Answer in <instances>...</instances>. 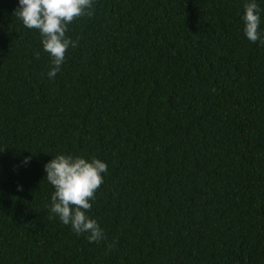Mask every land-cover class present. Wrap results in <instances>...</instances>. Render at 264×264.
Returning <instances> with one entry per match:
<instances>
[{
  "label": "trees",
  "instance_id": "trees-1",
  "mask_svg": "<svg viewBox=\"0 0 264 264\" xmlns=\"http://www.w3.org/2000/svg\"><path fill=\"white\" fill-rule=\"evenodd\" d=\"M245 2L94 0L49 79L39 33L0 0V264H264V46ZM57 154L107 163L98 242L50 212Z\"/></svg>",
  "mask_w": 264,
  "mask_h": 264
},
{
  "label": "clouds",
  "instance_id": "clouds-1",
  "mask_svg": "<svg viewBox=\"0 0 264 264\" xmlns=\"http://www.w3.org/2000/svg\"><path fill=\"white\" fill-rule=\"evenodd\" d=\"M94 0H18L15 14L28 29L41 37L42 50L49 55L46 75L55 78L65 60V53L76 43L66 35L68 25L76 18L93 14ZM264 0H246L243 8L242 31L251 43L264 46L260 8ZM38 59L39 52L34 53ZM28 161L25 160V163ZM107 163L98 158L73 154H57L44 165V178L54 189L50 196V212L70 226L77 236L98 242L104 238L97 220L88 215L95 193L104 180Z\"/></svg>",
  "mask_w": 264,
  "mask_h": 264
}]
</instances>
